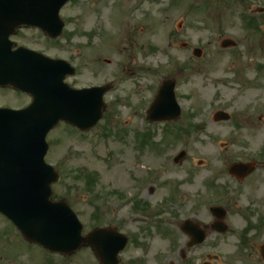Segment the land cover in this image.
<instances>
[{"label":"rangeland","instance_id":"obj_1","mask_svg":"<svg viewBox=\"0 0 264 264\" xmlns=\"http://www.w3.org/2000/svg\"><path fill=\"white\" fill-rule=\"evenodd\" d=\"M77 1L64 11L66 17H72L71 28L77 26V35L68 30L61 44L68 49L60 52L55 48L52 53L72 57L77 42H83L87 66L75 81L84 86L111 84L113 89L105 97L102 120L88 135L82 136L66 124L49 135L46 160L62 176L53 186V195L56 201L64 199L69 203L85 225V233L98 226H114L140 244L144 239L156 240L159 264H167L169 259L183 264L176 249L175 254L169 250L176 238L178 245H183L185 237L177 228V220L193 217V202L188 192V198H181L174 188L182 185L177 188L180 193L191 191L198 197L205 174L197 168L195 185L189 182L192 164L226 158L221 148L226 144V149L237 154L241 126L250 128L264 113V66L258 70V65H264V13H254L264 9V0H128L122 14L116 6L125 7L126 0ZM90 1L98 7L87 11L89 22L84 27L77 18L82 12L79 6L81 3L83 9L86 2L92 5ZM248 17L258 22V29L247 25ZM127 20L130 22L125 25ZM80 30L83 32L78 36ZM70 36L73 39L67 45ZM228 38L238 46L222 49V41ZM195 49L203 51L199 58L194 56ZM164 80L177 82L182 115L171 124H150L146 113ZM2 98L3 104L6 99ZM219 111L229 113L231 119L215 122L214 115ZM194 124L187 134L185 130ZM149 130L154 144L150 146L156 150L159 146L164 152L152 151L151 147L142 149L139 133ZM167 130L178 133L180 138ZM182 151L188 154L187 162L171 167V160ZM78 173L99 178L94 191L102 198L93 200L82 192L85 181L75 182ZM152 175L158 176L154 177L159 183L155 184ZM155 185L158 189L154 194L144 190ZM117 188L125 199L110 202L114 198L110 193ZM144 203L150 205V211L146 212ZM228 219L237 230L211 235L209 245L200 251H214L219 256L211 264H264L256 251L264 243V227L250 229L249 241L243 247L240 230L247 227L245 221L236 216ZM198 220L210 221V217ZM157 222L175 234L171 232L169 237L173 243L155 227ZM200 251L189 253L190 263L204 262L201 253L199 259ZM142 252V247L130 245L121 255L122 264ZM67 259L70 262L28 244L0 215V264H97L87 249Z\"/></svg>","mask_w":264,"mask_h":264},{"label":"water","instance_id":"obj_2","mask_svg":"<svg viewBox=\"0 0 264 264\" xmlns=\"http://www.w3.org/2000/svg\"><path fill=\"white\" fill-rule=\"evenodd\" d=\"M34 1L0 0V84L24 87L21 68L15 64L2 36L6 38L13 33L15 25H9L11 21L28 23L32 11L39 7ZM48 1L61 7L68 0ZM53 69L56 70L55 63ZM24 70L29 74L25 80L37 88V101L23 113L0 110V211L15 223L28 241L52 252L72 254L83 246H91L103 264H117V255L126 240L113 239L118 237L107 230L94 231L83 238L82 226L71 209L63 202L50 201L51 184L58 176L44 162L48 151L47 134L60 121L82 129L95 125L102 118L107 89L67 90L56 76L43 79L36 76L34 68ZM173 89V82L162 86L149 110L150 121L179 117ZM223 119L224 116L219 115L216 120ZM184 156L183 153L180 158ZM239 168L242 166L234 169Z\"/></svg>","mask_w":264,"mask_h":264},{"label":"flooded vegetation","instance_id":"obj_3","mask_svg":"<svg viewBox=\"0 0 264 264\" xmlns=\"http://www.w3.org/2000/svg\"><path fill=\"white\" fill-rule=\"evenodd\" d=\"M48 11L50 14L48 21L50 22L49 25L52 27L54 9L51 7ZM63 16L66 17L65 15ZM11 40L15 44V49L18 47H26L34 52H40L46 56L52 57L55 42L49 37L43 25H32L31 27L21 26L16 31V34L11 37ZM0 96L6 99L2 105L12 109L22 108L29 98L27 95L18 93L9 88H0ZM257 117V121L254 122L253 126H250V128L241 126V139L239 141L237 154L226 149L229 145L226 144L223 150L224 154L227 156L226 158L211 161L198 160L195 165L192 164L193 166L190 171L191 179L189 182L195 185V175L197 168H199L200 171L205 174V181L202 185L204 191H202V193H211L213 195L210 197L207 195L204 196L203 194L200 195V197L191 195V201L193 202L191 215H193V217L183 221L181 218L177 220V228L185 237V240L183 245L179 246L178 238L175 247L176 253L179 258L182 259L183 264H192L189 262V253L203 250L204 247L209 245L208 237L213 235V225L217 220L213 213L214 207L220 209V212L217 214L224 212L226 214V219L236 216L240 217L242 221L244 220L245 225L252 227V229H261L264 227V113H261ZM215 161L218 163L213 164ZM183 162H187V159ZM183 162H180V165ZM176 163L177 161L173 158L169 165L175 167L177 166ZM237 165H243L245 168L234 175L232 170L233 167ZM154 176L158 177L156 175ZM155 177H153L155 184L159 183ZM156 186L157 188H155ZM157 189L158 185H155L150 186V188H145L144 190L150 192V194H154ZM175 194L180 195L178 192ZM161 208L158 209L159 213L161 212ZM203 217L208 219L210 217V221L203 220L201 222L198 220ZM187 221L191 222L190 225L192 227L198 226L205 232L206 240L203 245L190 246L191 235L187 232L189 236L183 233V228ZM229 222L231 221L229 220ZM231 225L233 224L231 223ZM155 227L160 230L163 228V225L161 222H157L155 223ZM144 242L146 244L142 245L145 248L143 257L144 259L147 258V260L134 263L131 262L130 264H159V249L155 250L157 247L156 240L144 239ZM135 245L138 246V243ZM256 251L259 252L258 249H256ZM200 253L202 254L203 251L198 253L199 258L201 255ZM205 253H207V250H205ZM204 257L208 259L209 256L208 254H204Z\"/></svg>","mask_w":264,"mask_h":264}]
</instances>
